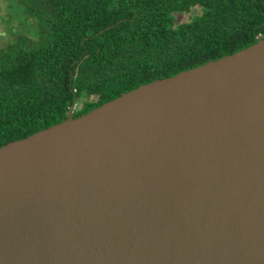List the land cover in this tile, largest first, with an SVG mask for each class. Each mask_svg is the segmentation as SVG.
<instances>
[{
  "label": "water",
  "instance_id": "95a60500",
  "mask_svg": "<svg viewBox=\"0 0 264 264\" xmlns=\"http://www.w3.org/2000/svg\"><path fill=\"white\" fill-rule=\"evenodd\" d=\"M0 146V264H264V38Z\"/></svg>",
  "mask_w": 264,
  "mask_h": 264
},
{
  "label": "trees",
  "instance_id": "16d2710c",
  "mask_svg": "<svg viewBox=\"0 0 264 264\" xmlns=\"http://www.w3.org/2000/svg\"><path fill=\"white\" fill-rule=\"evenodd\" d=\"M0 26L2 146L257 42L264 0H6Z\"/></svg>",
  "mask_w": 264,
  "mask_h": 264
},
{
  "label": "rangeland",
  "instance_id": "374dc122",
  "mask_svg": "<svg viewBox=\"0 0 264 264\" xmlns=\"http://www.w3.org/2000/svg\"><path fill=\"white\" fill-rule=\"evenodd\" d=\"M0 2L2 3V5L6 4V0H0ZM181 19L182 21H186L189 19V14H182L181 15ZM0 30H2V26H0ZM76 107L78 108L79 105L77 104Z\"/></svg>",
  "mask_w": 264,
  "mask_h": 264
}]
</instances>
